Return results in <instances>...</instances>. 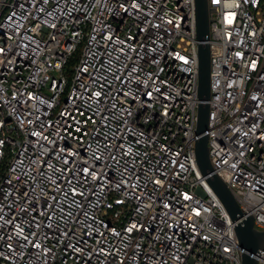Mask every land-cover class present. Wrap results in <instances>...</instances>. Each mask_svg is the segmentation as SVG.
Instances as JSON below:
<instances>
[{"label": "built area", "instance_id": "2783aa9c", "mask_svg": "<svg viewBox=\"0 0 264 264\" xmlns=\"http://www.w3.org/2000/svg\"><path fill=\"white\" fill-rule=\"evenodd\" d=\"M208 4L209 157L264 230V0ZM197 45L194 0H0V264H241Z\"/></svg>", "mask_w": 264, "mask_h": 264}, {"label": "water", "instance_id": "95a60500", "mask_svg": "<svg viewBox=\"0 0 264 264\" xmlns=\"http://www.w3.org/2000/svg\"><path fill=\"white\" fill-rule=\"evenodd\" d=\"M196 38L198 40V108L195 133V156L199 170L226 209L241 250V264H257L259 254L264 247V230L254 226V217L242 212L234 195L213 167L208 147L209 98L215 92L210 91V7L208 0H194Z\"/></svg>", "mask_w": 264, "mask_h": 264}]
</instances>
